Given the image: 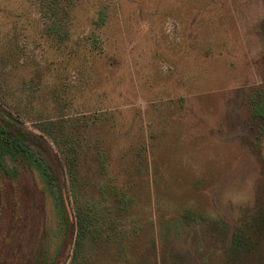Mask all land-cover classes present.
<instances>
[{
    "label": "rangeland",
    "instance_id": "obj_1",
    "mask_svg": "<svg viewBox=\"0 0 264 264\" xmlns=\"http://www.w3.org/2000/svg\"><path fill=\"white\" fill-rule=\"evenodd\" d=\"M263 97L264 0H0V102L63 165L56 264H264ZM45 185L3 181L0 264H41Z\"/></svg>",
    "mask_w": 264,
    "mask_h": 264
},
{
    "label": "trees",
    "instance_id": "obj_2",
    "mask_svg": "<svg viewBox=\"0 0 264 264\" xmlns=\"http://www.w3.org/2000/svg\"><path fill=\"white\" fill-rule=\"evenodd\" d=\"M262 105L253 109L255 117L264 119V97ZM261 142L262 140L258 138ZM36 169L45 181V188L52 193L54 199L53 209L56 215V235H46L41 246V264H56L63 254L65 242L71 241L74 223L65 205V181L61 176L62 161L50 146L47 138L41 133L30 129L27 124L9 107L0 102V189L6 179L16 178L23 169ZM78 233H82L78 226ZM57 237L58 251L52 253L53 241ZM80 236L76 243L80 245ZM75 246V245H74ZM235 249H239V240H235ZM75 250V247H74Z\"/></svg>",
    "mask_w": 264,
    "mask_h": 264
}]
</instances>
